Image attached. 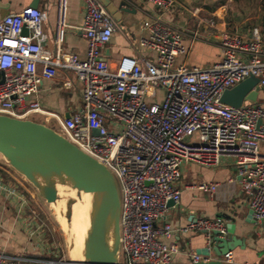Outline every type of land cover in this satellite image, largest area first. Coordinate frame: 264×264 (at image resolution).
Here are the masks:
<instances>
[{"label":"built area","instance_id":"obj_1","mask_svg":"<svg viewBox=\"0 0 264 264\" xmlns=\"http://www.w3.org/2000/svg\"><path fill=\"white\" fill-rule=\"evenodd\" d=\"M86 13L81 34L87 43L85 58L63 51L68 30V0H58L54 51L43 25L47 14L28 7L0 22V114L29 119L34 113L57 121V133L105 166L116 179L120 202L119 264H173L180 253L171 238L177 232L167 213L182 197L183 169L189 164L216 168L231 157L241 190L250 194L257 223L264 226V107L244 101L239 108L221 102L226 90L249 77L260 78L264 87V39L254 28L248 36L224 30L217 38L198 33L201 24L216 29L214 16L200 21L190 34L193 42L218 45L221 59L207 66L177 63L185 55V30L165 17L177 0H146L152 7L143 22L146 33L138 47L149 57L122 56L115 62L103 57V49L119 31V24L100 0H82ZM135 7V5H131ZM24 29L27 34H24ZM60 71L81 85V107L69 118L42 109L37 96L43 80ZM98 131V134L94 133ZM197 189L213 195L216 183H200ZM175 205L169 207V201ZM160 222L162 225L157 227ZM185 232L226 234L221 219L202 218L189 223ZM192 254V263L202 260ZM231 264V252L223 256ZM62 264L61 261H58ZM0 251V264H58Z\"/></svg>","mask_w":264,"mask_h":264},{"label":"crops","instance_id":"obj_2","mask_svg":"<svg viewBox=\"0 0 264 264\" xmlns=\"http://www.w3.org/2000/svg\"><path fill=\"white\" fill-rule=\"evenodd\" d=\"M121 0H115L120 2ZM130 5H135L136 14H124L123 21L119 24L120 30L112 36L111 42L103 49V57L109 62H115L122 56H137L139 54L149 57V53L138 47L139 39L146 33L142 24L147 19L148 11L152 10L146 0H126ZM197 0H177V6L167 12L165 17L185 30L184 45L186 53L178 57L177 63L193 67L211 66L221 59V51L217 44L204 40L193 42L190 34L198 28L199 22L203 20L201 15L214 16L217 28L209 29L205 22L199 29L205 31V35L211 34L212 39L217 38L224 30L238 32L242 35H250L254 28H259L264 39V31L260 26L259 17L255 18L253 28L246 31L243 24L235 25L234 31H229L230 24L227 23L219 11L204 9L197 4ZM40 9L47 14V21L43 25L50 39L42 42L49 50L55 49L53 34L56 27L58 0H0V22L10 14H16L25 8L32 7ZM261 9V8H260ZM259 9V10H260ZM86 8L82 0H68L67 23L68 30L63 51L76 55L83 59L86 55L87 43L81 34L80 27L85 18ZM205 21V20H203ZM236 26H239L237 28ZM69 78L67 74L60 71L57 78L43 80L37 96L44 111L52 115L64 118L82 105L81 85L71 78V86L66 85ZM260 90L256 102L252 105L264 107V87ZM40 120L34 122L49 125L55 123L53 117L47 120L46 116L34 113ZM31 120V119H29ZM264 155V142L259 145ZM9 179L6 180L0 173V251L11 255H43L51 251L46 247L44 240L38 236L33 227L27 211L32 207L29 199L21 191L16 183L17 178L9 171L0 167ZM200 183H216L217 191L210 195L197 189ZM179 188L182 191L180 203L171 208L167 213V222L171 223L177 232L171 238L159 237L165 244H176L180 250L179 254L173 256V264H193L191 255L203 253L208 248L206 234L203 232H185L182 229L195 220L221 219L227 225L234 222L236 228L234 236L237 237L242 246L231 251L233 261L231 264H264V226L257 223L255 219L247 221L251 211V195L241 190L237 168L231 157H223L221 164L216 168H206L196 164L184 167ZM229 216L230 219L225 217ZM233 220V221H232ZM255 222H254V221ZM162 223L158 222L157 227ZM227 232V230H226ZM201 261H206L202 256ZM214 258V257H212ZM224 264H227L223 261Z\"/></svg>","mask_w":264,"mask_h":264},{"label":"water","instance_id":"obj_3","mask_svg":"<svg viewBox=\"0 0 264 264\" xmlns=\"http://www.w3.org/2000/svg\"><path fill=\"white\" fill-rule=\"evenodd\" d=\"M118 24L124 14H136L137 8L126 0H100ZM35 5H32L33 8ZM24 34L27 30L24 29ZM3 77V72H0ZM260 78L249 77L236 87L226 90L221 102L239 108L244 101L256 102L260 90ZM66 114L65 118H69ZM98 134L97 130H94ZM0 154L20 175L37 188L47 203L56 201V182L68 183L77 189L87 188L92 195L90 226L84 240L83 262L63 264H119L120 210L119 188L112 173L77 146L46 124L29 119H16L0 114ZM70 200L66 201V218L70 220ZM175 203L171 200L169 207ZM230 219L229 216L225 217ZM254 218L251 210L247 221ZM256 220V219H255ZM233 221V220H232ZM254 221V220H253ZM70 222V221H69ZM111 222L113 242L107 238V227ZM255 222V221H254ZM234 222L227 225V232H212L211 248L203 253L206 261L196 264H224L222 257L242 246L234 236ZM214 257V258H212Z\"/></svg>","mask_w":264,"mask_h":264},{"label":"rangeland","instance_id":"obj_4","mask_svg":"<svg viewBox=\"0 0 264 264\" xmlns=\"http://www.w3.org/2000/svg\"><path fill=\"white\" fill-rule=\"evenodd\" d=\"M195 2L200 4L204 9H207V11H219L224 20L230 24L229 31H234L233 29L236 24H243L242 27L248 31V29L255 26L253 25L255 18L259 17V20L261 21V0H197ZM210 16L201 15L200 17H202L203 20L208 21L212 18ZM236 27L239 28V26ZM198 33L200 36L206 37L205 31L198 29ZM28 118L40 122L36 115H30ZM48 126L56 130L58 129L54 122ZM0 167L11 172L17 178L18 183H13H16L17 186H19L21 191L32 204V207L27 211V217L30 219V226L28 225L27 228L33 227V231L44 240V243L46 244L45 248L53 251L55 255L60 258L58 261H61L62 264L69 260H75L73 252L69 250L73 239V231L70 227L67 228L65 222L60 216L61 211H63L62 208L57 210L53 205L47 203L42 197L40 191L24 176L20 175L10 167L1 154ZM62 213L65 216L66 209H64V212ZM120 263L124 264L123 258H121ZM58 264L60 263L58 262Z\"/></svg>","mask_w":264,"mask_h":264},{"label":"bare ground","instance_id":"obj_5","mask_svg":"<svg viewBox=\"0 0 264 264\" xmlns=\"http://www.w3.org/2000/svg\"><path fill=\"white\" fill-rule=\"evenodd\" d=\"M56 201L51 203L57 210L62 208L60 216L65 222L67 228L70 227L73 231V239L70 244V249L75 260L73 262H83L85 258V246L84 240L90 226V213L92 195L87 188L77 189L72 187L68 183L56 182ZM67 198L70 200V220L63 215L64 209H66L65 202ZM83 202V204H82ZM70 221V222H69ZM111 222L107 227V238L110 242H113V231Z\"/></svg>","mask_w":264,"mask_h":264},{"label":"trees","instance_id":"obj_6","mask_svg":"<svg viewBox=\"0 0 264 264\" xmlns=\"http://www.w3.org/2000/svg\"><path fill=\"white\" fill-rule=\"evenodd\" d=\"M261 11H262V17H261V22L260 26L262 28V31H264V0H261ZM0 173L4 175V177L9 179L6 173H4L2 170H0ZM26 257L32 258V259H40L44 261H58L60 258H58L53 251L50 253H45L43 255H33V254H28L25 255Z\"/></svg>","mask_w":264,"mask_h":264}]
</instances>
